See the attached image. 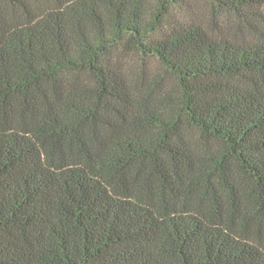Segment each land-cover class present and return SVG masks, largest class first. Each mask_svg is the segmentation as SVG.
Wrapping results in <instances>:
<instances>
[{
  "label": "trees",
  "instance_id": "1",
  "mask_svg": "<svg viewBox=\"0 0 264 264\" xmlns=\"http://www.w3.org/2000/svg\"><path fill=\"white\" fill-rule=\"evenodd\" d=\"M0 264H264V0H0Z\"/></svg>",
  "mask_w": 264,
  "mask_h": 264
}]
</instances>
